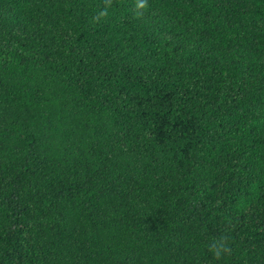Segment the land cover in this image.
I'll use <instances>...</instances> for the list:
<instances>
[{
	"label": "trees",
	"instance_id": "1",
	"mask_svg": "<svg viewBox=\"0 0 264 264\" xmlns=\"http://www.w3.org/2000/svg\"><path fill=\"white\" fill-rule=\"evenodd\" d=\"M135 2L0 0V264H264V0Z\"/></svg>",
	"mask_w": 264,
	"mask_h": 264
},
{
	"label": "clouds",
	"instance_id": "2",
	"mask_svg": "<svg viewBox=\"0 0 264 264\" xmlns=\"http://www.w3.org/2000/svg\"><path fill=\"white\" fill-rule=\"evenodd\" d=\"M104 9L99 12L100 18H105L108 15V8L112 5V0H104ZM137 15H142L144 10L148 8V0H136L134 4ZM95 21V18H94ZM209 251L213 257L217 260L226 255L231 254L230 245L228 243V236L222 235L220 237L213 238L209 244Z\"/></svg>",
	"mask_w": 264,
	"mask_h": 264
}]
</instances>
